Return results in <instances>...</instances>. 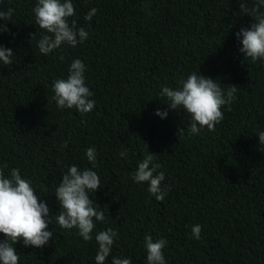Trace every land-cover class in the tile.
<instances>
[{"label": "trees", "instance_id": "16d2710c", "mask_svg": "<svg viewBox=\"0 0 264 264\" xmlns=\"http://www.w3.org/2000/svg\"><path fill=\"white\" fill-rule=\"evenodd\" d=\"M240 2L250 10L257 0H72L69 24L75 20L88 39L45 56L37 46L46 33L35 24L36 0H0V10L14 9L0 45L15 52L12 65L0 62V168L5 176L19 168L31 182L50 208L53 232L42 248L18 242L19 264H96L95 234L109 228L119 235L106 264L113 257L147 264V235L167 241L166 264H264V60L247 64L239 51L236 33L254 23ZM93 7L99 11L86 21ZM75 59L86 66L95 101L83 115L58 108L52 90ZM193 72L238 89L215 131L198 135L187 131L190 115L168 109L159 95ZM158 108L168 110L166 118ZM88 148L96 150L100 177L89 197L105 219L84 241L78 229L56 222L55 190L70 166L92 168ZM149 152L165 174L163 201L132 179ZM197 224L199 240L191 233Z\"/></svg>", "mask_w": 264, "mask_h": 264}, {"label": "clouds", "instance_id": "9594fccd", "mask_svg": "<svg viewBox=\"0 0 264 264\" xmlns=\"http://www.w3.org/2000/svg\"><path fill=\"white\" fill-rule=\"evenodd\" d=\"M243 13L254 18L250 28H241L236 33L237 39L242 44L239 49L244 54V61L248 64L258 60H264V0H257L252 9H248L240 2ZM35 16V24L44 33L41 35L37 46L39 52L45 56L58 49L62 44L76 47L88 39L85 28H77L76 21L69 24V18L75 15L72 0H36L32 9ZM98 9L91 8L84 19L92 21L98 13ZM14 9L0 10V19L6 21L0 27V33L8 31L7 21L12 19ZM36 35L32 36V39ZM14 51L0 45V62L3 65H12ZM243 63V61H242ZM86 66L80 59H75L69 68L67 78H60L53 82L54 100L60 109H75L80 114L90 113L95 107V101L90 99L93 93L86 86ZM238 91L237 85H231L224 90L216 83V80L193 72L186 79H181L177 88L162 86L159 93L165 97L170 110H183L187 112L191 121L187 128L189 134H199L204 128L215 131L216 126L223 120L222 108L230 105L235 100ZM157 116L166 118L168 110L157 109ZM185 129L180 128L177 132L179 139ZM259 141L264 145V131L258 132ZM126 157V152L120 153ZM156 154L146 153L142 161L138 163L132 173L135 183H147L148 192L157 200L163 201L167 195L161 185L165 180V174L157 172L159 164L153 163ZM86 158L92 164V168L79 169L70 166L63 175L55 195L59 202L60 210L56 215V222L63 229H78L79 235L84 241L93 239L95 221L103 222L105 215L98 210L99 205L89 197L90 191L100 189V177L93 169L96 167V150L88 148ZM6 168L7 165H4ZM50 208L46 201L36 195L31 182L22 178L19 168H13L10 175L5 176L0 168V264H19L20 256L17 254L16 244L23 242L24 247L42 248L53 238V232L49 230L51 221ZM201 225L191 227L192 237L196 240L201 238ZM118 233L111 228L99 231L95 234L98 245L95 262L106 264L114 241ZM167 241L163 238L153 240L151 235L144 238L147 264H166L163 249ZM111 264H131L129 258L113 257Z\"/></svg>", "mask_w": 264, "mask_h": 264}]
</instances>
